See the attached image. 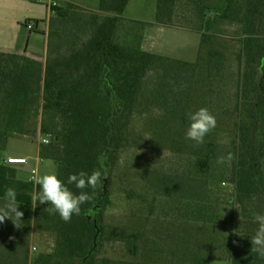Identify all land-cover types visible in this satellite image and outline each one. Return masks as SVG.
I'll return each mask as SVG.
<instances>
[{"label":"trees","instance_id":"trees-1","mask_svg":"<svg viewBox=\"0 0 264 264\" xmlns=\"http://www.w3.org/2000/svg\"><path fill=\"white\" fill-rule=\"evenodd\" d=\"M128 1L100 0L99 10L75 3L54 7L48 19L45 62L16 52L0 51V93L4 90L0 95V148L5 147L9 137L19 133L30 137L47 134L50 141L40 144V154L57 163V175L66 185L70 173L82 170L100 171L103 177L95 189H85L92 200L83 204L80 215L73 214L69 222L58 213L48 212L51 204L38 202L33 209L31 203L19 202L24 213L22 226L17 229L8 219L0 224V264H17V253L21 254L19 264L29 263L34 223L38 228L55 231L57 241L52 252L37 253L32 264L81 261L94 244L97 226L99 245L83 264H94L105 235L122 241L127 250L138 257L136 264H205L210 259L223 257H230L231 264H260L261 256L251 252V237L258 225L253 221L255 213L245 201L253 203L258 190L264 187V76L257 72L264 59V0H184L190 7L195 6L202 21L201 27L195 29L201 33L202 42L206 43L210 37L204 29L212 28L215 23L226 21L237 25L245 63L236 76L233 95L227 97L222 106L235 117L236 138L231 152L234 158L225 162L224 168L215 166L217 144L205 139L218 131L215 127L205 136L204 143L196 144L197 156L187 160L189 172L182 177L187 185L182 192L186 193L178 198L172 188L162 193L164 215L161 218L168 219L175 202H180V222L185 227L199 228H194L192 234L187 229L177 234L169 230L165 250V243L158 244L145 228L153 205L148 200H139L144 208L136 215L139 226L121 222L123 224L105 229L101 215L104 207L111 203L110 195L104 192L106 173L110 169L109 182L112 183L121 151L130 146V117L139 109L140 100L151 99V103L161 105L173 94L174 84H163L164 79L189 73L193 77L198 68V61L171 58L128 40L116 41L115 32L119 23L125 21L123 12ZM178 1L158 0L155 20L171 23L173 12L180 7ZM210 12L212 15L208 16ZM127 23L135 27L147 25L132 18ZM75 24L79 30L75 29ZM63 29L69 39L67 35L64 37ZM127 34L135 36L129 31ZM222 55L219 49H208L209 86L213 95L216 90L212 84L222 71ZM152 75L160 79L155 87L150 85ZM191 76L184 77L191 83L188 91L173 99L177 109H183L190 101ZM149 90L153 92L152 98L146 96ZM10 174L15 175L12 169ZM191 181L199 184L188 186ZM222 182L236 184L235 202L242 210L237 220L232 214L223 215L219 199ZM67 186L74 192L79 191L74 185ZM213 189L216 190L215 200L205 196L213 195ZM36 191H39L38 185ZM190 192L196 193L191 195ZM133 198L128 188L127 199ZM195 233L197 243L192 241Z\"/></svg>","mask_w":264,"mask_h":264},{"label":"rangeland","instance_id":"rangeland-1","mask_svg":"<svg viewBox=\"0 0 264 264\" xmlns=\"http://www.w3.org/2000/svg\"><path fill=\"white\" fill-rule=\"evenodd\" d=\"M186 3L184 0L178 1L180 7L173 12L171 23H159L155 20L158 0H130L127 9L123 12L125 21L122 20V23H119L115 32L116 41L128 40L131 44L142 45L143 48L149 51L171 58L198 61L196 76L192 77L189 73V75L182 76L180 74L177 78H174L171 75L170 79L168 77L163 80V84H174L171 89L173 92L172 97L168 95L163 100L164 103H161V105L151 103V99L147 101L146 98L143 101L140 100L139 109L132 114L128 122L130 146L121 151V159L116 164L112 183L109 182L110 169L106 173L107 178L104 183L105 193L110 195L111 199V203L104 207L101 215V221L105 229L108 230L114 224H123L121 222L139 226L136 215L144 210L140 201L148 200L153 205V213L149 222H146L145 228L147 232H150L149 235L157 240L158 244L161 245V241L162 244L165 243V247L169 230L177 234L182 232L183 229H187L192 234L194 228L195 230L199 228L193 225H191L193 228L191 226L185 227L180 222L182 220L180 202H175L176 206L175 208L172 207L173 212L171 215L168 214V219L161 218L164 215L161 209L163 190L172 188V193L177 198L186 193V191L182 192L183 187L187 186L182 177L188 175L189 172L187 160L196 157L199 152L196 142L186 138V131L190 124L189 113L198 110L200 107L208 108L216 117L218 131L205 139L213 140L217 144L218 157L232 152L233 142L236 138L234 131L236 127L235 117L233 113L226 112V108L222 109V106L227 102V97L229 99L233 95L236 76L241 69L240 67L243 68L245 64L244 56L241 55L242 42L237 33V25L226 21L215 23L212 28L204 29L205 32L210 34V37L206 43L202 42L201 33L195 30L196 27H201L202 21L195 12V6L190 7ZM1 5L2 2L0 1V7ZM211 15L212 12L208 14V16ZM129 17L150 20L151 24H137V27H135L127 23L128 19H131ZM143 22L146 23V21ZM75 27L77 30L80 29L77 24H75ZM75 29L72 28V31H76ZM128 31L134 33L135 36L133 34L128 35ZM63 35L64 37L67 35L66 37L69 39V34L66 33L65 29H63ZM209 48L219 49L223 53L222 63L220 64L222 71L215 79L217 81L212 84L214 90H216L214 95L209 86ZM47 53L48 51L43 62L47 58ZM156 75H152L149 80L152 82L151 87H155L160 82V79L155 77ZM188 76H191L192 81V86L189 89L190 101L183 109H177L173 99L180 97V93L188 91L191 83H188V79L184 78H188ZM3 92L2 89L0 95ZM152 93V90H149L146 96L152 98ZM17 135L8 138L5 145L7 148L4 152L29 153L31 146L39 141V137H37L39 134L36 137ZM50 162L52 161L43 159L41 164L43 166ZM53 164L57 173L58 165L55 161H53ZM215 166L224 168V164L216 163ZM262 167L264 169V160ZM32 174H34V177L36 176L35 172ZM198 184L199 182L191 181L188 186H197ZM128 188L134 194L132 200L127 199ZM219 191L223 215L229 217L232 214L234 219L237 220L242 214V210L235 202L236 184L234 182H222ZM258 192L255 201L251 203L246 200L245 205L255 214L264 215V187H261ZM154 193L155 199L153 198ZM195 193L190 192L191 195ZM198 193L202 194V192ZM205 196L208 199L215 200L216 190L213 189V195ZM169 220L172 221L169 222ZM106 236L97 251L94 264L137 263L138 257L129 252L122 241ZM56 241L57 233L55 231L38 228L34 223L30 233V261L28 264H32L33 257L37 253L52 252L55 249ZM192 241L197 243V233L192 237ZM150 242L152 243V241ZM234 243H237V240H234ZM142 250L140 248V253ZM165 250H167V247ZM17 255L19 261L16 263L19 264L21 254L17 253ZM230 261V257L213 258L206 261L205 264H231ZM80 262L76 263L79 264ZM260 264H264V257H261Z\"/></svg>","mask_w":264,"mask_h":264},{"label":"crops","instance_id":"crops-1","mask_svg":"<svg viewBox=\"0 0 264 264\" xmlns=\"http://www.w3.org/2000/svg\"><path fill=\"white\" fill-rule=\"evenodd\" d=\"M0 1L2 2L0 7V51L16 52L44 61L48 49V19L53 14V8L43 0ZM58 2V6L75 3L91 10H99L100 5V0H58ZM37 20L40 21L35 22ZM29 21L34 22L32 30L27 27ZM142 21L151 24L150 20ZM17 136L25 137L20 134ZM40 144V141L35 142L36 146H31L29 153L4 152L7 147L0 148V197L3 196L7 187H13L17 190L18 202L31 203V193L36 191L35 177L44 174L49 169L55 170L54 160L41 156ZM10 156L26 157V161L9 163L7 159ZM43 159L52 162L42 166ZM10 169L15 173L14 176L10 174ZM34 172L36 173L35 177L32 174Z\"/></svg>","mask_w":264,"mask_h":264},{"label":"clouds","instance_id":"clouds-1","mask_svg":"<svg viewBox=\"0 0 264 264\" xmlns=\"http://www.w3.org/2000/svg\"><path fill=\"white\" fill-rule=\"evenodd\" d=\"M257 72L264 76V59L261 60ZM189 127L186 131V138L195 141L197 145L204 143L205 136L217 125L215 115L208 108L200 107L198 110L189 113ZM234 158L233 153L217 158L218 164L230 162ZM100 171L87 173L80 171L70 173L67 178V185H74L78 192L72 191L57 175L54 169L47 170L43 175L35 177L34 183L39 186V191L31 193V207L34 209L37 203L51 204L48 212L58 213L60 218L69 222L73 216L80 215L81 206L90 200L92 196L85 191L89 187L95 189L98 183L102 182ZM24 213L20 210L17 190L7 187L0 197V224L6 219L11 220L17 229L22 226L21 222ZM253 221L258 225L255 234L251 237V252L264 257V215L254 214ZM11 238V237H10Z\"/></svg>","mask_w":264,"mask_h":264},{"label":"built area","instance_id":"built-area-1","mask_svg":"<svg viewBox=\"0 0 264 264\" xmlns=\"http://www.w3.org/2000/svg\"><path fill=\"white\" fill-rule=\"evenodd\" d=\"M44 2H46V4L51 7V8H54L56 6L59 5V2L58 0H43ZM27 27L29 28V30L33 29L34 27V22L33 21H29L27 23ZM39 141L42 143H48L50 141V136L49 135H40L39 137ZM7 161L9 163H21V162H25L26 161V157H18V156H10Z\"/></svg>","mask_w":264,"mask_h":264},{"label":"water","instance_id":"water-1","mask_svg":"<svg viewBox=\"0 0 264 264\" xmlns=\"http://www.w3.org/2000/svg\"><path fill=\"white\" fill-rule=\"evenodd\" d=\"M104 192H106V189L104 190ZM99 233H100V229L97 226V232L95 234L94 244L90 248V250L88 251V253L83 257V259L81 260V262L79 264H83L88 259V257L92 254V252L95 250V248L97 247V245H98L97 238H98Z\"/></svg>","mask_w":264,"mask_h":264}]
</instances>
